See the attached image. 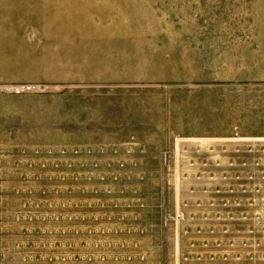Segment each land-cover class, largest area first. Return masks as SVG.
Masks as SVG:
<instances>
[{
	"label": "rangeland",
	"instance_id": "374dc122",
	"mask_svg": "<svg viewBox=\"0 0 264 264\" xmlns=\"http://www.w3.org/2000/svg\"><path fill=\"white\" fill-rule=\"evenodd\" d=\"M259 142L264 0H0V264H192Z\"/></svg>",
	"mask_w": 264,
	"mask_h": 264
},
{
	"label": "built area",
	"instance_id": "2783aa9c",
	"mask_svg": "<svg viewBox=\"0 0 264 264\" xmlns=\"http://www.w3.org/2000/svg\"><path fill=\"white\" fill-rule=\"evenodd\" d=\"M232 153V160L242 154L238 147ZM217 170L225 173L224 181H200L184 189L196 196L193 204L197 215L189 214V204L184 202L171 218L178 223L204 224L184 232L195 236L191 248L197 254L183 257L182 261L264 264V143H247V163L241 161L240 165Z\"/></svg>",
	"mask_w": 264,
	"mask_h": 264
}]
</instances>
